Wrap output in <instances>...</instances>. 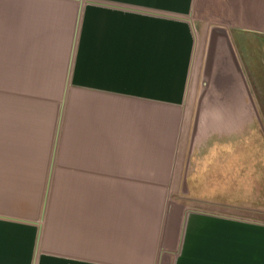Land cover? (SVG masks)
<instances>
[{"label":"crops","instance_id":"1","mask_svg":"<svg viewBox=\"0 0 264 264\" xmlns=\"http://www.w3.org/2000/svg\"><path fill=\"white\" fill-rule=\"evenodd\" d=\"M0 264H264V0H0Z\"/></svg>","mask_w":264,"mask_h":264},{"label":"rangeland","instance_id":"2","mask_svg":"<svg viewBox=\"0 0 264 264\" xmlns=\"http://www.w3.org/2000/svg\"><path fill=\"white\" fill-rule=\"evenodd\" d=\"M54 66V65H53ZM30 68L35 65H29ZM36 68V67H35ZM19 65H15V105H30V109L36 110L37 119L52 120L57 118L58 103L61 100L64 89L63 79H18L20 76ZM34 74L38 75L37 70ZM31 76L33 74H30ZM53 75H56V73ZM60 75V74H59ZM50 92V96L48 93Z\"/></svg>","mask_w":264,"mask_h":264}]
</instances>
